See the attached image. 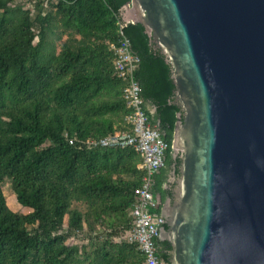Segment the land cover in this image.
Listing matches in <instances>:
<instances>
[{"label":"trees","instance_id":"1","mask_svg":"<svg viewBox=\"0 0 264 264\" xmlns=\"http://www.w3.org/2000/svg\"><path fill=\"white\" fill-rule=\"evenodd\" d=\"M129 2L0 0V264H145L135 243L110 238L129 228L142 157L85 143L127 127L111 49L122 30L140 57L146 111L169 145L165 164L180 162L171 67L141 23L123 21ZM155 179L165 199L162 173ZM7 181L29 213L9 207ZM169 247L159 242L163 259Z\"/></svg>","mask_w":264,"mask_h":264},{"label":"water","instance_id":"2","mask_svg":"<svg viewBox=\"0 0 264 264\" xmlns=\"http://www.w3.org/2000/svg\"><path fill=\"white\" fill-rule=\"evenodd\" d=\"M121 15L175 85L165 264H264V0H130Z\"/></svg>","mask_w":264,"mask_h":264},{"label":"built area","instance_id":"3","mask_svg":"<svg viewBox=\"0 0 264 264\" xmlns=\"http://www.w3.org/2000/svg\"><path fill=\"white\" fill-rule=\"evenodd\" d=\"M111 49L114 51L113 72L124 82L122 93L129 108L125 117L127 127L103 137L90 138L85 143L91 148L129 147L141 155L142 161L138 167L144 171L143 182L135 190L129 228L110 238L115 242L135 243L145 256V264H165L159 252L164 217L157 212L159 197L152 189L156 174L165 166L169 145L159 125L151 120L146 111L142 89L136 78L140 57L133 51L130 40L122 30L118 42L112 43Z\"/></svg>","mask_w":264,"mask_h":264},{"label":"flooded vegetation","instance_id":"4","mask_svg":"<svg viewBox=\"0 0 264 264\" xmlns=\"http://www.w3.org/2000/svg\"><path fill=\"white\" fill-rule=\"evenodd\" d=\"M150 106L151 109L155 108L154 106L152 105H148V107ZM180 164V162H179ZM179 164L176 165V169H174V166L173 164H171L170 166H165L160 170V172L162 173L163 175V183H162V187L165 189L166 191V197L165 199H162L161 198V195L160 194H157V196L159 197V203L162 204L167 197H171V198H174L173 197V190H174V187L176 185V179L178 178L179 176ZM159 172V173H160ZM157 183V180H155L154 182V185L153 187L156 185ZM168 242V241H167ZM169 243V242H168ZM170 244V243H169ZM172 250V246L170 244V247L168 250H166L168 252V254L170 255V251Z\"/></svg>","mask_w":264,"mask_h":264},{"label":"rangeland","instance_id":"5","mask_svg":"<svg viewBox=\"0 0 264 264\" xmlns=\"http://www.w3.org/2000/svg\"><path fill=\"white\" fill-rule=\"evenodd\" d=\"M2 188L4 190L7 203L13 211L19 214H27L32 210L30 208H26L18 202L17 197L8 181L2 184Z\"/></svg>","mask_w":264,"mask_h":264},{"label":"crops","instance_id":"6","mask_svg":"<svg viewBox=\"0 0 264 264\" xmlns=\"http://www.w3.org/2000/svg\"><path fill=\"white\" fill-rule=\"evenodd\" d=\"M148 108L150 109V111H151L152 113H154L153 109H151L150 106H149ZM26 208L29 209V207H26ZM30 209H31V208H30Z\"/></svg>","mask_w":264,"mask_h":264}]
</instances>
